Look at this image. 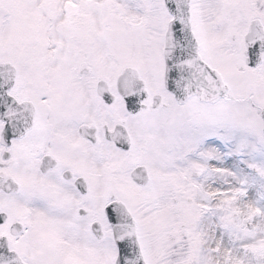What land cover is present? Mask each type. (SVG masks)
Listing matches in <instances>:
<instances>
[{
  "label": "snow or ice",
  "instance_id": "1",
  "mask_svg": "<svg viewBox=\"0 0 264 264\" xmlns=\"http://www.w3.org/2000/svg\"><path fill=\"white\" fill-rule=\"evenodd\" d=\"M0 264H264V0H0Z\"/></svg>",
  "mask_w": 264,
  "mask_h": 264
}]
</instances>
